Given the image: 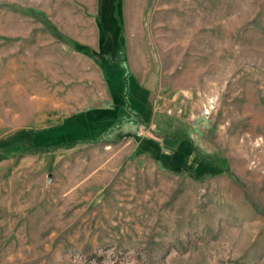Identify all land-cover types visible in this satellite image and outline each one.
Segmentation results:
<instances>
[{
  "label": "rangeland",
  "instance_id": "obj_1",
  "mask_svg": "<svg viewBox=\"0 0 264 264\" xmlns=\"http://www.w3.org/2000/svg\"><path fill=\"white\" fill-rule=\"evenodd\" d=\"M0 264H264V0H0Z\"/></svg>",
  "mask_w": 264,
  "mask_h": 264
},
{
  "label": "crops",
  "instance_id": "obj_2",
  "mask_svg": "<svg viewBox=\"0 0 264 264\" xmlns=\"http://www.w3.org/2000/svg\"><path fill=\"white\" fill-rule=\"evenodd\" d=\"M100 39H98L97 40V46H98V50L96 51V50H94V49H92V51H94L95 53H98L99 52V45H100ZM110 51H113L114 52V49H112V50H110ZM110 51H107L109 54H110ZM106 52V53H107ZM105 53V54H106ZM108 53L106 54V55H108ZM105 56V55H104ZM109 56V55H108ZM105 58V57H104ZM108 61H111V60H108ZM113 61V60H112ZM112 76V75H111ZM105 77V82H106V84H107V86H108V90H109V97H110V102L112 103H115V100H114V97H113V95H112V90H111V88H110V86H109V84H108V79H107V76L105 75L104 76ZM114 78V77H113ZM141 85L139 84V83H137V84H134V87H133V95H134V97L135 98H137V99H139V100H141L143 103H145V105H147V103H148V97H147V99H142V95H141ZM109 102V103H110ZM109 109H110V107H109ZM108 109V110H109ZM107 110V111H108ZM106 111V110H105ZM109 114L110 113H108V117H110L109 116ZM104 115V114H103ZM108 117H103V118H98V115H96L95 113H93L92 115H90V116H88V114L86 115V116H84V118L82 119V121L80 122L79 121V123H78V126H77V128L76 129H82V130H84V132L85 133H83V134H81V136L80 137H73L72 139H69V140H88V139H92L93 137H99V136H101V135H105V134H107V135H109V133H110V130L108 131V132H106V125H105V123H108L109 124V119H108ZM71 118H73V117H69V118H67L62 124H61V126H67L69 129H73L72 127H73V125H74V121H72V119ZM98 119V120H97ZM107 120H108V122H107ZM102 121V122H101ZM90 124H97L98 126H100V128L102 129V130H100L98 133H96V134H93V133H89V134H87V128H89V125ZM80 126V127H79ZM94 136H93V135ZM92 135V136H91ZM68 142V141H67Z\"/></svg>",
  "mask_w": 264,
  "mask_h": 264
},
{
  "label": "trees",
  "instance_id": "obj_3",
  "mask_svg": "<svg viewBox=\"0 0 264 264\" xmlns=\"http://www.w3.org/2000/svg\"><path fill=\"white\" fill-rule=\"evenodd\" d=\"M114 2H115V0H114ZM112 3L113 2H111V4ZM107 8H109V5H107L106 9ZM117 8H118V6H115L113 13H112V15L114 17H117V25L114 26L111 22H108V23L105 22L106 37H103V39H101V41H100V45H99V49H100L99 53L100 54H103V53L110 51L112 49H114V51L117 52L118 50H122L125 46L124 38L121 35H119L117 38H113V36H111L112 33L116 32V29L119 28L118 31L122 30L121 21L119 19V15H118L117 10H116ZM103 12L107 13L108 11H105L103 9Z\"/></svg>",
  "mask_w": 264,
  "mask_h": 264
}]
</instances>
